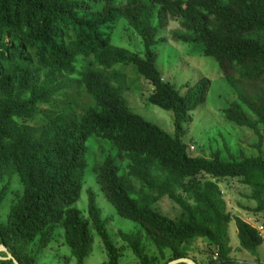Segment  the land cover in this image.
I'll return each instance as SVG.
<instances>
[{
  "label": "trees",
  "instance_id": "16d2710c",
  "mask_svg": "<svg viewBox=\"0 0 264 264\" xmlns=\"http://www.w3.org/2000/svg\"><path fill=\"white\" fill-rule=\"evenodd\" d=\"M168 17L183 29L177 41L218 63L236 95L222 114L255 134L257 154L236 155L228 144V153H190L181 134L207 81L187 83L182 95L163 78L155 48ZM133 33L143 52L119 43ZM127 67L150 83L149 103L173 112L174 135L132 109L124 95L130 82H122ZM260 81L264 0H0V206L15 176L22 186L0 220V244L19 264H37L58 231L76 264H84L93 229L107 253L101 264H118L120 251L94 192L87 191L86 219L74 206L88 166L86 141L94 137L102 155L92 170L104 196L143 228L118 232L140 264L187 257L196 237L231 264L230 221L240 247L256 255L264 239L227 209L220 183L237 178L255 202L245 208L264 218V96L248 87ZM109 143L119 160L107 152ZM165 196L180 208L177 217L154 207ZM0 264L14 263L2 257Z\"/></svg>",
  "mask_w": 264,
  "mask_h": 264
},
{
  "label": "rangeland",
  "instance_id": "374dc122",
  "mask_svg": "<svg viewBox=\"0 0 264 264\" xmlns=\"http://www.w3.org/2000/svg\"><path fill=\"white\" fill-rule=\"evenodd\" d=\"M183 31L178 20L168 17L165 24L159 30V37L163 39L156 46L158 54L156 66L160 70L163 78L172 83L180 92L185 95L187 92V83L193 85L201 79H206L207 85L204 93L197 96V103L190 110V121L185 125V131L181 134V139L188 144L192 155L210 156L217 149L227 151L225 144L230 147V151L236 155L243 151L245 154H257V150L252 146L257 140L255 134L248 128L236 125L227 121L222 114L221 109L226 107L229 102L235 99L236 95L232 87L226 81L216 60L210 56H205L194 51V46L188 43L177 41L174 37L175 32ZM119 40V43L130 51L143 52L144 46L141 40L133 33L131 40ZM117 42V39H115ZM117 69V68H116ZM124 74V73H122ZM129 87L124 88V95L132 109L143 116L145 119L157 124L159 127L174 135L173 112L162 109L154 104L149 103L146 97L151 93L150 83L142 76L134 74L130 67L125 69L122 82ZM253 85V84H252ZM254 91H258L264 96V81H260L255 87L249 86ZM137 90V92H135ZM97 141L94 137H89L87 145V162L88 166L84 173V183L79 198L74 206L81 210L84 219L87 218V191L92 190L95 194L97 204L102 209V217L106 219V227L111 234L114 244L120 251L118 264H140L138 257L133 253L129 245L119 236V231L135 232L143 228L139 223L119 216L108 202L104 193L96 181L95 174L92 170L93 163L96 164L102 150L97 147ZM107 152L118 160L117 149L113 144H106ZM124 163V161H122ZM134 189L140 186L138 181H133ZM221 189L226 200L227 209L230 212L241 215L245 219L251 218L262 220L260 213H254L245 207L254 206L255 202L247 197L250 190L241 183L237 178H231L228 182H221ZM22 190L18 182V176H15L0 206V220L6 219L12 198ZM154 207L161 213L170 217H177L180 208L168 197H162L154 203ZM248 220V221H249ZM229 231L233 238V229L236 227L233 221L229 222ZM92 246L90 253L84 258V264H101L107 258L100 237L91 230ZM227 234L228 227H227ZM237 239V235H236ZM233 241V239H232ZM237 241L234 239V242ZM146 243L149 253L155 252L154 246ZM191 250L188 257H193L197 263L202 261L208 263L211 254L215 249L209 246L204 238L196 237L190 239ZM34 246L28 245L27 251H34ZM241 253L248 255V252L241 248ZM5 253V252H4ZM238 253V251H236ZM239 254V253H238ZM263 253H260V257ZM0 255L4 256L1 254ZM37 264H76V258L72 255L70 247L65 242L62 232H55L54 238L44 247L36 256Z\"/></svg>",
  "mask_w": 264,
  "mask_h": 264
},
{
  "label": "crops",
  "instance_id": "0c3cea01",
  "mask_svg": "<svg viewBox=\"0 0 264 264\" xmlns=\"http://www.w3.org/2000/svg\"><path fill=\"white\" fill-rule=\"evenodd\" d=\"M240 217H241V215H239ZM243 218V217H242ZM245 221H247L248 223H250L251 225H253L254 227H258L259 225H262L263 227H264V223H263V221H258L257 219H253V218H251V220L252 221H250L249 219H245V218H243ZM249 220V221H248ZM234 222V221H233ZM235 223V222H234ZM230 224V223H229ZM229 224H228V232H229V235H228V237H229V246H231V252H230V256H231V258L233 259V261H232V263L233 264H235V263H243V264H250V263H252V262H254V261H261V260H264V241H263V243L262 244H260L259 246H258V248H257V254L256 255H253V254H251L250 252H248L247 250V252H248V255H244V254H242L241 253V251H240V249H241V247H240V245H239V239H238V236H237V239H236V235H237V228L236 227H234V229H233V238H232V236H231V234H230V231H229ZM262 237H263V239H264V230L261 232V234H260ZM232 239H233V241H232ZM234 239L235 240H237V241H235L234 242ZM236 251H238V253H236ZM260 253H263L262 254V256L260 257L259 255H260ZM189 256V255H188ZM187 256V257H188ZM190 258V257H189ZM191 259H195V258H193V257H191ZM207 261V260H206ZM206 261H202V264H208ZM196 263H197V261H196ZM231 263V264H232ZM197 264H199V263H197Z\"/></svg>",
  "mask_w": 264,
  "mask_h": 264
},
{
  "label": "water",
  "instance_id": "95a60500",
  "mask_svg": "<svg viewBox=\"0 0 264 264\" xmlns=\"http://www.w3.org/2000/svg\"><path fill=\"white\" fill-rule=\"evenodd\" d=\"M0 251L1 252L2 251L5 252L4 256L0 255V258L3 257V258H6V259H10V260L13 261L14 264H19L17 259L13 256V254L7 249V247L4 244H0ZM180 262H184V263H187V264H197L195 262V260H193V259H191L189 257L177 258V259L169 261L167 264H177V263H180Z\"/></svg>",
  "mask_w": 264,
  "mask_h": 264
},
{
  "label": "built area",
  "instance_id": "2783aa9c",
  "mask_svg": "<svg viewBox=\"0 0 264 264\" xmlns=\"http://www.w3.org/2000/svg\"><path fill=\"white\" fill-rule=\"evenodd\" d=\"M257 230H258L259 234H261V232L264 230V227L262 225H259L257 227ZM210 259H211L210 264H225L224 261L219 259L218 254L215 253V252H214V254H211ZM235 264H243V263H239L238 262V263H235ZM250 264H264V260L254 261V262H252Z\"/></svg>",
  "mask_w": 264,
  "mask_h": 264
}]
</instances>
